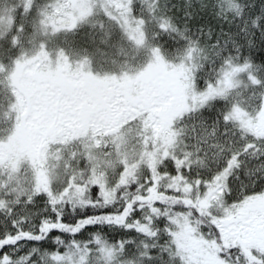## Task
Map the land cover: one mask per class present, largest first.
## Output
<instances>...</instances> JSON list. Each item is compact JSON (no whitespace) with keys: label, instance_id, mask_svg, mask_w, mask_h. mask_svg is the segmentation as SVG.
<instances>
[{"label":"snow or ice","instance_id":"6c2138e0","mask_svg":"<svg viewBox=\"0 0 264 264\" xmlns=\"http://www.w3.org/2000/svg\"><path fill=\"white\" fill-rule=\"evenodd\" d=\"M0 264H264V0H0Z\"/></svg>","mask_w":264,"mask_h":264}]
</instances>
